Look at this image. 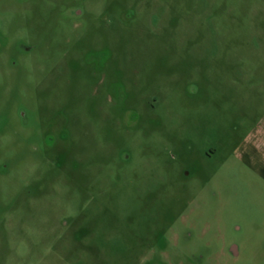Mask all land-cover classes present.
<instances>
[{
	"label": "rangeland",
	"instance_id": "rangeland-1",
	"mask_svg": "<svg viewBox=\"0 0 264 264\" xmlns=\"http://www.w3.org/2000/svg\"><path fill=\"white\" fill-rule=\"evenodd\" d=\"M263 135L264 0H0V264H264Z\"/></svg>",
	"mask_w": 264,
	"mask_h": 264
},
{
	"label": "crops",
	"instance_id": "crops-1",
	"mask_svg": "<svg viewBox=\"0 0 264 264\" xmlns=\"http://www.w3.org/2000/svg\"><path fill=\"white\" fill-rule=\"evenodd\" d=\"M251 146L254 150H258V149L264 150V135L262 137L255 138Z\"/></svg>",
	"mask_w": 264,
	"mask_h": 264
},
{
	"label": "flooded vegetation",
	"instance_id": "flooded-vegetation-1",
	"mask_svg": "<svg viewBox=\"0 0 264 264\" xmlns=\"http://www.w3.org/2000/svg\"><path fill=\"white\" fill-rule=\"evenodd\" d=\"M71 12H72V14L73 15H76V16H79L80 14H78V12H80V10H75V9H72V10H70ZM233 252L235 253V254H237V251H236V247H233Z\"/></svg>",
	"mask_w": 264,
	"mask_h": 264
}]
</instances>
